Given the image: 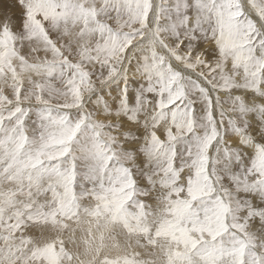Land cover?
<instances>
[{
    "label": "snow or ice",
    "instance_id": "6c2138e0",
    "mask_svg": "<svg viewBox=\"0 0 264 264\" xmlns=\"http://www.w3.org/2000/svg\"><path fill=\"white\" fill-rule=\"evenodd\" d=\"M0 264H264V0H0Z\"/></svg>",
    "mask_w": 264,
    "mask_h": 264
}]
</instances>
